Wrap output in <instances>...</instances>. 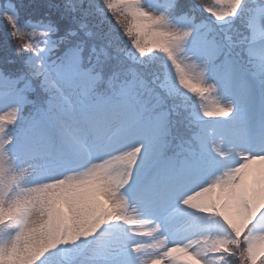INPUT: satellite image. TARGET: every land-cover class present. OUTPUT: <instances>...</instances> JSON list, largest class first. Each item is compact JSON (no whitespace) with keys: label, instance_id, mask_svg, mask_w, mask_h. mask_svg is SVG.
I'll return each mask as SVG.
<instances>
[{"label":"snow or ice","instance_id":"6c2138e0","mask_svg":"<svg viewBox=\"0 0 264 264\" xmlns=\"http://www.w3.org/2000/svg\"><path fill=\"white\" fill-rule=\"evenodd\" d=\"M0 264H264V0H0Z\"/></svg>","mask_w":264,"mask_h":264}]
</instances>
